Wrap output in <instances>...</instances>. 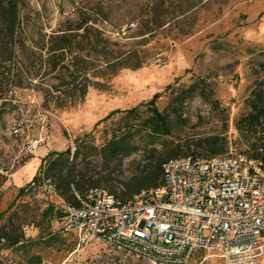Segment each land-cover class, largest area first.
<instances>
[{
  "label": "rangeland",
  "instance_id": "1",
  "mask_svg": "<svg viewBox=\"0 0 264 264\" xmlns=\"http://www.w3.org/2000/svg\"><path fill=\"white\" fill-rule=\"evenodd\" d=\"M22 30L15 57L0 65V212H7L0 227L11 217L27 241L1 251L0 264H148L102 242L78 247L59 233L67 206L49 187L55 179L18 198L40 171V161L31 159L68 149L73 157L81 145L71 167L78 183L116 195L141 182L158 161L188 156L210 136L229 141L220 157L248 165L235 124L263 72L264 0H27ZM60 32L73 37L53 70L50 37ZM198 80L205 83L199 89L205 99L186 96L181 104V93ZM155 94H161L157 108L172 123L171 137L151 144L140 126L150 116L147 106L141 119L103 121ZM127 132L139 151L121 164L106 162L104 144ZM49 208L52 220L43 217ZM189 264L223 263L199 252Z\"/></svg>",
  "mask_w": 264,
  "mask_h": 264
},
{
  "label": "built area",
  "instance_id": "2",
  "mask_svg": "<svg viewBox=\"0 0 264 264\" xmlns=\"http://www.w3.org/2000/svg\"><path fill=\"white\" fill-rule=\"evenodd\" d=\"M248 163L230 157L172 160L162 166L161 187L125 203L92 189L83 198L77 195L78 206L65 208L59 233L78 247L102 242L148 264H189L199 252L223 264H259L264 171Z\"/></svg>",
  "mask_w": 264,
  "mask_h": 264
},
{
  "label": "trees",
  "instance_id": "3",
  "mask_svg": "<svg viewBox=\"0 0 264 264\" xmlns=\"http://www.w3.org/2000/svg\"><path fill=\"white\" fill-rule=\"evenodd\" d=\"M26 2L27 0H0V65L13 60L16 55L15 49L22 43V26L25 19ZM72 37V33L69 32L51 35L50 44L52 47L50 48V54L54 60L53 70H56L57 66L60 65L59 63L64 62L65 53L70 46ZM260 68L263 72L249 87L248 96L244 102L245 111L236 121L235 127L240 134V138L244 139L240 142L246 147V158L260 164L261 170L264 171V63L260 65ZM203 84L205 85L202 80H198L182 92L181 104L187 98L194 96L205 99L201 92L202 90H199L200 86L203 87ZM160 97L161 94H155L145 104L127 111H113L103 121L114 119L120 115H123L125 118L141 119L140 109L143 106H147L150 116L144 119L140 126H143L148 131V136L153 145L156 138L171 137L173 134V126L169 118L163 115L157 108V102ZM181 117V112L179 111L176 122ZM133 139L134 134H130V132L119 135L114 134L104 144L100 153L106 162L121 164L123 160L132 157L139 151V146L134 144ZM81 147V145H78L73 157H70L71 151L69 149L63 153L51 152L46 155L41 160V168L38 174L25 187L19 189L17 197H29L36 185H39L41 182L45 184L46 181L51 182V179H55L54 184H51L55 195L60 196L65 201L67 207L78 206L79 201L76 195L83 198L90 191L87 190L88 188H86L84 183H78L77 174L71 168L75 161L79 159ZM193 148L194 150L188 156L211 160L227 153L229 141L223 134H219L200 140ZM177 157L179 155H173L158 161L154 171L146 173L140 180L141 182L132 189L129 188L122 195H116L114 191L110 194L115 195L121 202L125 203L134 196L133 194L141 192L145 187H161L163 164L179 159ZM168 159L172 160L168 161ZM74 186H76L75 189L73 188ZM6 214L7 212H0V223ZM43 217L50 220L55 218L51 208L43 212ZM10 218L7 220L8 224L0 227V252L23 246L27 241L22 226L14 224L12 218Z\"/></svg>",
  "mask_w": 264,
  "mask_h": 264
},
{
  "label": "crops",
  "instance_id": "4",
  "mask_svg": "<svg viewBox=\"0 0 264 264\" xmlns=\"http://www.w3.org/2000/svg\"><path fill=\"white\" fill-rule=\"evenodd\" d=\"M44 155H46V153L45 154H43L42 156H40L41 158H39V156H37L36 154H35V157L33 158V159H31V161H36L37 159L40 161V164H41V160H42V158L43 157H45ZM30 161V162H31ZM29 163V162H28ZM28 163H26V164H28ZM25 164V165H26ZM23 167H21L19 170H17V171H14L13 173H11V175H10V181H16L15 180V177L17 176V174L20 172V170L22 169ZM20 180V179H19ZM15 187L16 188H20V187H22V185H16L15 184Z\"/></svg>",
  "mask_w": 264,
  "mask_h": 264
}]
</instances>
